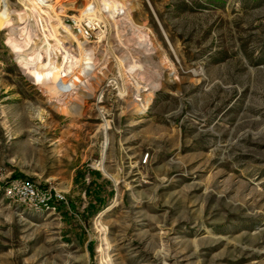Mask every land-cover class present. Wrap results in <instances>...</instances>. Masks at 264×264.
Returning <instances> with one entry per match:
<instances>
[{
  "label": "rangeland",
  "instance_id": "374dc122",
  "mask_svg": "<svg viewBox=\"0 0 264 264\" xmlns=\"http://www.w3.org/2000/svg\"><path fill=\"white\" fill-rule=\"evenodd\" d=\"M43 2L0 0V264H99L102 213L113 264H264V0ZM91 2L107 25L84 39ZM25 24L23 52L56 26L82 68L31 77ZM21 177L69 205L10 201Z\"/></svg>",
  "mask_w": 264,
  "mask_h": 264
},
{
  "label": "bare ground",
  "instance_id": "6f19581e",
  "mask_svg": "<svg viewBox=\"0 0 264 264\" xmlns=\"http://www.w3.org/2000/svg\"><path fill=\"white\" fill-rule=\"evenodd\" d=\"M39 2H41L40 5L37 4L33 0H28V3L31 6H33V8L36 10L38 17H40V13H41L40 10L47 13L46 10L43 8V5H42V4H44L43 0H39ZM97 11L98 10H97V7L94 5V2H91V4H89V6L86 7L82 11L81 16L75 17V20L88 21V24L91 27H93L95 30H97L95 33L97 35L99 34L100 37H102L103 36L102 31H104V30H102V28L105 25H107V23L106 22L102 23L100 21V20L104 21L105 20L104 18H102L100 20L98 19L99 17L97 16ZM25 15L28 16V14H26V13H25ZM49 16L51 17V19L54 18L53 15H49ZM23 18L24 17H21V19H23ZM11 20H12V18L11 19H4L2 25L10 27L12 25ZM57 20L60 21V18H57ZM22 22L25 23L24 21H22ZM41 22H43V21H41ZM59 23H60L59 25H61V27H62L63 26L62 23L61 22H59ZM63 27H62V29H63ZM64 29H65V27H64ZM138 29H140V31H142L141 28H138ZM31 30L32 29L27 24H25L24 26H22L20 28V31L25 34L23 36L26 37L24 45H21V43H19L16 40V39L20 40L19 38H16L15 40H14V38L9 39L10 45L12 46L13 50L16 53L17 60L19 61V63L22 66H24V68L27 70V72L30 73L29 75H31V77L38 79L41 75V72H43L44 70L45 71L48 70V71H52L53 80H54V82H57L61 78H63L65 74L71 73L73 70H78V69L80 70V68H82V66H83L82 65V59L77 57V56H79V54H76L77 52L76 53L73 52L71 45L68 46V51L64 50L61 47L59 40H63L61 37H65V35L60 33V29H58L56 26H54V34H52V35H54L53 38H50L45 33L46 31H43V37H42V41H41L42 44L41 45L35 44V47L31 51L23 52V49H25V47H23V46H28L31 43V41L33 40ZM44 30H45V28H44ZM11 33H13V32H11ZM22 33H21V35H22ZM70 34H71V32H70ZM78 36L80 37V35H78ZM139 36H141L142 40L145 41L144 44L146 43V45L148 47H149V45L152 44L150 36L147 33H145V31H144L143 35H139ZM10 37H11V35H10ZM68 37H71V36H69V34H68ZM141 38H140V40H141ZM53 40L55 41L54 43L51 42ZM21 41L23 42V40H21ZM25 50H27V49H25ZM49 52L52 53V57L49 60H46V56L49 55ZM59 57L62 58V61H59V59H58ZM70 68H71V70H70ZM130 111L138 112V113H144L145 112L143 95L136 97V101H135L134 105L131 106ZM99 165L101 167H103V162H100ZM103 215H104V213H102L99 216L97 223H98V226L100 227V231L102 232L101 233L102 239L105 241L104 244H106L107 247L106 246L104 247L103 246L104 244H102V245H100V248L98 251H100L102 253V261L106 260L107 262H110L111 264H113L111 262L110 255L108 254V251H107V250H109L108 248L111 247V243H110L109 238H108V233H109L108 228L103 224V221H102Z\"/></svg>",
  "mask_w": 264,
  "mask_h": 264
},
{
  "label": "built area",
  "instance_id": "2783aa9c",
  "mask_svg": "<svg viewBox=\"0 0 264 264\" xmlns=\"http://www.w3.org/2000/svg\"><path fill=\"white\" fill-rule=\"evenodd\" d=\"M82 38L96 35V31L88 21L74 20L70 24ZM4 194L10 201L26 206L35 211L61 214L62 208L69 205L66 194L52 186H41L35 180L21 177L8 181L4 185ZM99 264H111L100 260Z\"/></svg>",
  "mask_w": 264,
  "mask_h": 264
}]
</instances>
